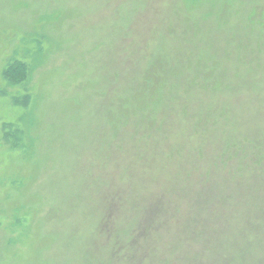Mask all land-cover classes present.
I'll use <instances>...</instances> for the list:
<instances>
[{"label":"rangeland","instance_id":"obj_1","mask_svg":"<svg viewBox=\"0 0 264 264\" xmlns=\"http://www.w3.org/2000/svg\"><path fill=\"white\" fill-rule=\"evenodd\" d=\"M0 264H264V0H0Z\"/></svg>","mask_w":264,"mask_h":264},{"label":"trees","instance_id":"obj_2","mask_svg":"<svg viewBox=\"0 0 264 264\" xmlns=\"http://www.w3.org/2000/svg\"><path fill=\"white\" fill-rule=\"evenodd\" d=\"M27 65L19 60L10 61L2 71V76L11 83L24 81L27 75ZM19 79V80H18ZM28 97L25 98L27 100ZM17 99H15V102Z\"/></svg>","mask_w":264,"mask_h":264}]
</instances>
